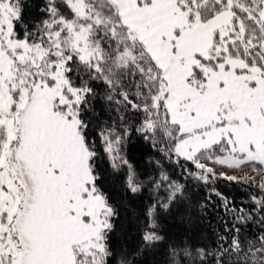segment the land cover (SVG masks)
Returning <instances> with one entry per match:
<instances>
[{"label": "snow or ice", "instance_id": "6c2138e0", "mask_svg": "<svg viewBox=\"0 0 264 264\" xmlns=\"http://www.w3.org/2000/svg\"><path fill=\"white\" fill-rule=\"evenodd\" d=\"M101 84L103 123L90 115ZM137 115L135 130L159 135L197 181L216 179V166H264V0H44L31 22L23 0H0V264H109L117 211L97 142L113 170L127 166L131 193L163 189L165 209L183 195L163 170L141 180L121 154ZM252 200L258 236L241 239L254 219L241 209L230 243L170 246V264H264V196ZM156 208L144 248L164 239Z\"/></svg>", "mask_w": 264, "mask_h": 264}, {"label": "trees", "instance_id": "16d2710c", "mask_svg": "<svg viewBox=\"0 0 264 264\" xmlns=\"http://www.w3.org/2000/svg\"><path fill=\"white\" fill-rule=\"evenodd\" d=\"M23 3L31 22L33 17L39 14L44 0H23ZM97 92L95 112L90 115L103 123L108 117V110L103 101L105 88L102 84L97 86ZM141 119L142 116L139 115L129 116V122L133 127L122 145L121 154L141 180H146L150 176L158 177L163 170L173 181L184 186L183 195H178L165 209L159 204L160 198L167 202V193L163 189L158 195L150 192L147 187L137 194L131 193L127 188V166L119 171L113 170L103 152V146L97 142L99 170L103 176L102 185L110 203L117 211L109 241L114 255L109 258V264H119L121 256L125 254L133 264H170V246L189 247L193 250L204 248L212 251L220 245L222 236L231 242L235 229L229 231L228 228L236 224V216L241 209L254 217L246 224L238 225L241 229V239H254L260 234L261 226L257 222L260 216L253 210L255 205L252 200L253 196L257 198L264 196L259 189L258 173L254 170L262 169L260 165L250 164L242 169L247 171L246 175L256 177V182L252 184L243 180L228 181L217 173V178L214 180L210 178L207 184L197 181L184 170H194L189 162L181 160L177 164L175 158L170 160L165 155L162 148L166 147V141H161L159 135L155 140L145 139L144 135L135 130ZM219 168L216 166L215 171ZM150 203H157L156 217L159 225L157 230L164 239L154 247L144 248L141 236L147 223L146 212Z\"/></svg>", "mask_w": 264, "mask_h": 264}, {"label": "rangeland", "instance_id": "374dc122", "mask_svg": "<svg viewBox=\"0 0 264 264\" xmlns=\"http://www.w3.org/2000/svg\"><path fill=\"white\" fill-rule=\"evenodd\" d=\"M259 165V164H258ZM261 166V165H260ZM220 168L217 169L216 173L219 175L221 171L226 172L228 175H235L237 177H244L247 173V171H241V169H227L219 166ZM262 169H264V166H261Z\"/></svg>", "mask_w": 264, "mask_h": 264}]
</instances>
